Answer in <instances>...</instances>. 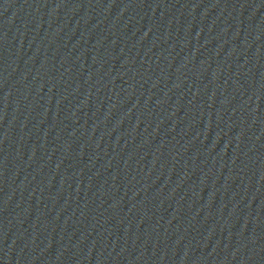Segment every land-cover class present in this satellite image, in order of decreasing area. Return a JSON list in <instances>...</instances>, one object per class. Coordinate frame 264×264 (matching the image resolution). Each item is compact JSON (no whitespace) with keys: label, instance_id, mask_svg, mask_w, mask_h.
<instances>
[{"label":"water","instance_id":"1","mask_svg":"<svg viewBox=\"0 0 264 264\" xmlns=\"http://www.w3.org/2000/svg\"><path fill=\"white\" fill-rule=\"evenodd\" d=\"M0 264H264V0H0Z\"/></svg>","mask_w":264,"mask_h":264}]
</instances>
